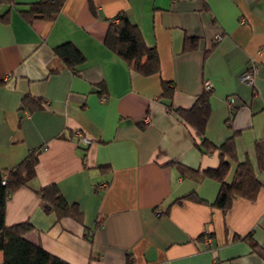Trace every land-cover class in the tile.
Segmentation results:
<instances>
[{
	"label": "crops",
	"instance_id": "crops-1",
	"mask_svg": "<svg viewBox=\"0 0 264 264\" xmlns=\"http://www.w3.org/2000/svg\"><path fill=\"white\" fill-rule=\"evenodd\" d=\"M37 1L0 5V168L38 157L35 177L6 201L5 224L28 221L25 237L70 264H264V0H92L94 12L89 0H65L52 19L28 22L19 10ZM120 12L156 49L158 73H138L105 44ZM65 42L83 56L77 72L54 52ZM205 81L208 151L175 111ZM25 97L44 106L25 107ZM74 130L92 142L76 143ZM230 137L225 181L248 160L261 187L224 212L213 205L220 182L204 171ZM49 184L79 220L44 210L39 189Z\"/></svg>",
	"mask_w": 264,
	"mask_h": 264
},
{
	"label": "trees",
	"instance_id": "trees-1",
	"mask_svg": "<svg viewBox=\"0 0 264 264\" xmlns=\"http://www.w3.org/2000/svg\"><path fill=\"white\" fill-rule=\"evenodd\" d=\"M64 1L39 0L31 3L25 9H20L19 13L28 22L36 19L50 20L61 10ZM2 3L3 0H0V5ZM89 5L94 12L95 7L92 0H89ZM5 16V13L0 14V18ZM114 18L116 21L109 23L104 39L105 44L138 73L142 75L158 73L159 58L156 49L145 44L138 27L129 20L126 14L120 12ZM194 43V38H187L183 47L185 50H189L194 46ZM54 52L67 66L72 67L77 72L74 67L83 61V56L72 44L62 43L54 48ZM162 91V94L170 99L172 88L168 87V83L165 81L162 82ZM210 93L211 90H204L188 109L175 108L178 116L194 128L200 141L199 149L205 151H208L209 146L205 137V128L210 114ZM23 104L25 107L30 105V109L33 105L44 106L43 103H40L39 100L35 101L32 97L23 98ZM218 149L219 165L216 168L205 170L204 174L220 182L213 205L225 212L237 196L255 199L261 182L256 177L248 160L238 162L232 180L230 182L225 181V175L229 168V163L225 157L235 158L234 138H228ZM37 162V153L32 150L16 166L9 169L0 168V250L3 254L2 264H70L25 237V233L32 227L28 221L12 225L5 224V205L10 193L21 186H26L35 177ZM257 166L260 170H264V160L260 155L257 156ZM39 194L44 210H54L59 217L70 215L76 220L80 219L78 209L65 201L57 185H46L39 189ZM100 225L101 220L97 219L94 229ZM89 232L91 234L92 230ZM214 264L219 263L215 262Z\"/></svg>",
	"mask_w": 264,
	"mask_h": 264
},
{
	"label": "built area",
	"instance_id": "built-area-1",
	"mask_svg": "<svg viewBox=\"0 0 264 264\" xmlns=\"http://www.w3.org/2000/svg\"><path fill=\"white\" fill-rule=\"evenodd\" d=\"M259 65L256 61L251 60L249 66L245 69L244 73L241 75V80L245 83L252 85L254 83L255 76L258 72ZM212 85L208 81L204 82V90H211ZM73 140L76 143H79L81 145H88L92 142L91 138L84 135L79 130H74L73 132ZM4 183V180L2 181Z\"/></svg>",
	"mask_w": 264,
	"mask_h": 264
}]
</instances>
